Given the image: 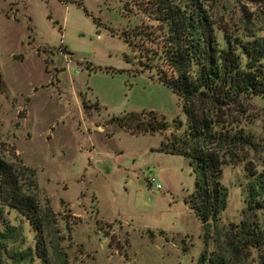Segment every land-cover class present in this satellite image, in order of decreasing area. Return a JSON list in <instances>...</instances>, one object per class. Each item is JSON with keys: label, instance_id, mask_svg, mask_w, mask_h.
I'll return each mask as SVG.
<instances>
[{"label": "rangeland", "instance_id": "obj_1", "mask_svg": "<svg viewBox=\"0 0 264 264\" xmlns=\"http://www.w3.org/2000/svg\"><path fill=\"white\" fill-rule=\"evenodd\" d=\"M194 2L219 31L264 30V0H0V158L36 199L44 225L58 230L69 264H198L202 255L257 264L228 242L243 219V166L262 165L255 154L223 166L227 206L205 240L185 203L196 181L189 161L159 152L172 129L135 137L111 122L152 111L170 126L185 124L153 54L163 36L159 5ZM229 115L264 141L262 101L242 102ZM0 210L18 231L8 250H19L21 239L33 247L21 217ZM6 258L0 264H10Z\"/></svg>", "mask_w": 264, "mask_h": 264}, {"label": "trees", "instance_id": "obj_2", "mask_svg": "<svg viewBox=\"0 0 264 264\" xmlns=\"http://www.w3.org/2000/svg\"><path fill=\"white\" fill-rule=\"evenodd\" d=\"M157 14L163 36L161 50L153 54L161 67L156 76L181 101L185 124L177 119L170 126L152 111L127 114L111 122L135 137L165 134L172 129L163 138L159 152L189 161L196 181L185 203L201 223L205 240L210 225L220 221L227 206L228 192L221 184L223 166H237L248 154H255L262 165L248 162L243 166L248 179L243 219L232 226L234 232L228 242L252 252L257 264H264V141L256 143L229 118L230 111L242 102L255 99L264 103V30L261 36L219 31L196 2L183 7L161 4ZM0 204L3 210L21 217L20 223L30 228L35 241L33 247L23 248L26 240L21 239L19 250H8L18 231L0 210V263L7 256L3 263L69 264L57 238L58 230L50 222L44 225L36 199L23 193L11 166L1 158ZM198 264H223V260L202 255Z\"/></svg>", "mask_w": 264, "mask_h": 264}, {"label": "built area", "instance_id": "obj_3", "mask_svg": "<svg viewBox=\"0 0 264 264\" xmlns=\"http://www.w3.org/2000/svg\"><path fill=\"white\" fill-rule=\"evenodd\" d=\"M146 182L148 183L149 186L154 187L155 189L159 190L161 187L159 185H156L154 182V179L152 177L146 178Z\"/></svg>", "mask_w": 264, "mask_h": 264}]
</instances>
